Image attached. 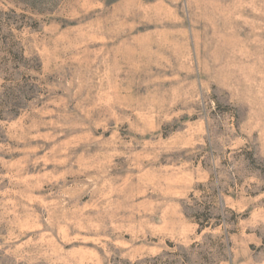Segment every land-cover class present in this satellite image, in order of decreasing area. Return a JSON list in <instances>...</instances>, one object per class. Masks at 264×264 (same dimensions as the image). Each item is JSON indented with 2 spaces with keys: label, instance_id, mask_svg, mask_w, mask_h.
Returning <instances> with one entry per match:
<instances>
[{
  "label": "rangeland",
  "instance_id": "374dc122",
  "mask_svg": "<svg viewBox=\"0 0 264 264\" xmlns=\"http://www.w3.org/2000/svg\"><path fill=\"white\" fill-rule=\"evenodd\" d=\"M0 264H264V0H0Z\"/></svg>",
  "mask_w": 264,
  "mask_h": 264
}]
</instances>
